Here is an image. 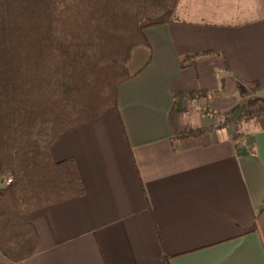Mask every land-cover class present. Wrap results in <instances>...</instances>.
<instances>
[{"label": "crops", "instance_id": "1", "mask_svg": "<svg viewBox=\"0 0 264 264\" xmlns=\"http://www.w3.org/2000/svg\"><path fill=\"white\" fill-rule=\"evenodd\" d=\"M144 34L116 106L51 149L84 194L31 212L34 254L0 264H264V129L223 115L264 98V0H179Z\"/></svg>", "mask_w": 264, "mask_h": 264}, {"label": "trees", "instance_id": "2", "mask_svg": "<svg viewBox=\"0 0 264 264\" xmlns=\"http://www.w3.org/2000/svg\"><path fill=\"white\" fill-rule=\"evenodd\" d=\"M178 3L0 0V180L11 178L0 187V253L7 260L35 252L31 212L84 194L74 160L56 161L51 149L116 106L118 86L142 69H128L133 50L150 48L144 31L171 23ZM181 66H194V56ZM244 114L264 129V105L248 112L240 102L223 115L239 123Z\"/></svg>", "mask_w": 264, "mask_h": 264}, {"label": "rangeland", "instance_id": "3", "mask_svg": "<svg viewBox=\"0 0 264 264\" xmlns=\"http://www.w3.org/2000/svg\"><path fill=\"white\" fill-rule=\"evenodd\" d=\"M246 96H247V98H246V100H247V102H246V104H248V112L249 111H252V110H254V109H257V108H260V107H262L264 104H263V100H264V98L263 99H261V97H254L253 95H248V94H246ZM244 115H246V114H244ZM247 117V115L245 116V118ZM244 118V119H245ZM248 118V117H247ZM249 119H245V120H242L243 122H241V127L243 128H245L246 130H248V131H250L251 130V125H252V123L251 122H249L248 121ZM7 178H10V177H7ZM7 178H5V180L7 179ZM1 179V178H0ZM11 179V178H10ZM4 184H5V181L4 182H1V180H0V187L1 186H4Z\"/></svg>", "mask_w": 264, "mask_h": 264}, {"label": "built area", "instance_id": "4", "mask_svg": "<svg viewBox=\"0 0 264 264\" xmlns=\"http://www.w3.org/2000/svg\"><path fill=\"white\" fill-rule=\"evenodd\" d=\"M244 118H245V116L243 115V116H242V120H244ZM10 182H11V179H10V178H7V179L5 180V184H4V185L9 184Z\"/></svg>", "mask_w": 264, "mask_h": 264}]
</instances>
